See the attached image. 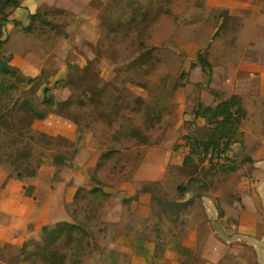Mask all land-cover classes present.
I'll list each match as a JSON object with an SVG mask.
<instances>
[{
	"label": "rangeland",
	"instance_id": "rangeland-1",
	"mask_svg": "<svg viewBox=\"0 0 264 264\" xmlns=\"http://www.w3.org/2000/svg\"><path fill=\"white\" fill-rule=\"evenodd\" d=\"M25 2L31 9L37 8V12L56 10L49 0H22V3ZM66 2V7H59V16L71 22L65 31L53 32L42 28L27 34L18 31L12 22L5 27L9 42L4 54L16 56L10 63L13 68H18L27 77L42 76L53 87L58 80H64V83L54 87L52 94L56 106L36 126L35 137L31 140L32 132L29 131L24 143L17 145L9 158L10 162H6L7 156H1L0 216L3 215V208L14 203L11 202L14 195L20 196L22 201L26 196L33 197L34 205L44 208L49 200V197H44L48 187L74 188L76 192L92 175L114 172L120 160L124 171L131 174V189H140L139 180L146 181L149 189L157 188V182L161 180L160 188L176 194L177 187L187 185L190 178L181 171L180 165H176L187 150L183 148L171 158L173 147L183 135L191 132L194 100L197 101V97L201 96L199 94H203L207 77L200 66L195 69L191 63L202 53L213 65H218V69L219 66H235L250 51L248 41L251 32L248 29L253 22H240L237 27V23L230 18L223 24L218 16L209 15L208 0H90L85 3V9H82L84 3L80 0ZM28 7L23 5L24 9L21 8L14 18H20L31 10ZM123 8L126 12L122 11ZM142 8L151 17L148 28L144 30L137 23H128ZM192 9H196L194 14ZM92 18L97 19L96 26L91 24ZM22 20L28 25L25 18ZM85 22L95 44L87 40L78 42L77 30ZM63 35L72 46L65 53L69 61L52 62L51 57L58 55L59 39H65ZM67 47H70L68 43ZM86 47L93 53H85ZM144 58L149 59L147 64L143 62ZM185 72L187 74L183 77ZM194 74L198 75L192 78ZM219 80L213 78V82ZM102 82L106 95L101 97L104 105L102 102L99 106L92 105L94 118L87 124L82 115L89 110L76 107L80 92ZM238 82L244 83L241 84L243 93L254 94L255 85L251 80L240 78ZM17 92L19 95L15 92L11 95L17 98L20 91ZM106 97L113 99L114 108L106 105ZM249 101L246 97L247 107ZM65 102H72V108L75 107L72 115L76 117L75 121L71 118L68 121L66 109L60 106ZM10 112L9 109L7 113ZM154 112L162 119L152 127L148 122ZM248 124L249 120L243 123V131L247 130ZM134 130L142 131L143 135L139 139L129 137L127 134ZM40 132L54 136L50 137L48 145L44 144ZM75 150L78 153L73 162L79 174L65 164L58 168L60 175L54 179L53 169L37 167L41 158L51 159L56 153L71 158ZM141 150L152 152L154 157L149 162L152 163L150 166L144 164ZM112 151L116 153L105 156ZM28 154H32L29 159L23 157ZM161 156L167 158V165L159 164L164 161ZM106 158L109 159L99 165ZM32 170H37V173L33 174ZM159 173L163 174L162 178L157 176L152 179ZM236 179L234 175L231 183ZM35 189L37 194L33 192ZM6 217L7 222L0 221V241H11L17 248L25 237L35 234V230L27 233L35 229V224L29 223L28 219ZM39 218V214H33L36 222ZM12 229H15L14 233Z\"/></svg>",
	"mask_w": 264,
	"mask_h": 264
},
{
	"label": "crops",
	"instance_id": "crops-1",
	"mask_svg": "<svg viewBox=\"0 0 264 264\" xmlns=\"http://www.w3.org/2000/svg\"><path fill=\"white\" fill-rule=\"evenodd\" d=\"M45 1L47 0H41ZM49 1L58 11L60 6L68 5L66 0ZM89 1L80 0L84 3L82 9L86 8L85 3ZM208 1L209 15L218 16L223 24L230 18L237 23V27L240 22H253V26L248 29L251 32L248 41L250 51L235 66H219L218 69V65H213L208 60L212 70H202L207 73L204 74L207 77L203 85L204 92L199 94L205 105H212L219 94L225 97L238 95L243 98L244 108L248 113L244 122L249 120V124L247 130L242 131L247 140L244 147L234 146L233 153L239 160H249L252 171L244 167L241 173L235 175L237 179L233 184L231 178L221 183L217 189L205 191L202 198L185 206V202L199 194L197 189L187 193L184 199L176 200L179 198L177 192L174 194L157 188V199L153 202V191L147 187L146 181H138L140 189L130 188L131 174L124 171V164L120 160L114 172L94 174L106 183L105 191L109 194L102 207H94L88 213L86 205L93 196L77 197L76 193L81 187L76 192L74 188L65 189V194L62 186H50L44 192V197H49L46 207L34 205L33 197L26 196L22 201L20 196L14 195L11 198L14 203L3 208L0 221L7 222L6 215L23 217L29 223L35 224V229L28 230L27 233L35 230V234L44 225H56L63 221L79 223L90 234V246L82 253V264H228L229 254L234 256L233 264H264V0ZM23 5L28 7L27 2ZM20 9L14 12L12 19H16L14 17ZM192 11L194 14L196 9ZM36 12L37 8L27 10L17 20L27 25L22 18L29 24L31 14ZM60 18L69 20L64 16ZM91 24L96 26L97 19L92 18ZM77 32L78 42L87 40L95 44L93 37L89 35V25L86 22ZM71 48L66 38L59 39L58 55L51 57L52 62L67 63L69 60L65 53ZM86 52L93 53L88 47L85 48ZM32 56L36 57L35 54ZM197 75L194 74L192 78ZM213 78L220 80L213 82ZM240 78L251 80L257 93H243L241 84L244 83L238 82ZM246 97L250 100L248 107L245 103ZM140 155L146 166L152 164L149 163L154 157L152 152L141 150ZM161 158L164 161L159 164L167 165V158ZM107 159L109 158L99 165L104 164ZM138 170L142 171L140 168ZM157 176L162 178L163 174H155L152 179ZM160 183L162 181L158 180L157 184ZM33 192L37 194L36 189ZM217 196L220 197L218 205L224 209L227 218L235 220L236 225L226 227L219 222L217 203L213 199ZM73 198L77 199V210L75 207L66 206ZM174 200L178 202L176 205L173 204ZM33 214L40 215L38 222L33 219ZM14 231L12 229L13 233ZM6 242L12 244L11 241Z\"/></svg>",
	"mask_w": 264,
	"mask_h": 264
},
{
	"label": "trees",
	"instance_id": "trees-1",
	"mask_svg": "<svg viewBox=\"0 0 264 264\" xmlns=\"http://www.w3.org/2000/svg\"><path fill=\"white\" fill-rule=\"evenodd\" d=\"M19 8H23L22 0H0V164L2 163L1 156L3 158L7 156L6 162H10L9 158L17 149V145L24 143L29 131L32 132L31 140L35 137L36 126L42 123L56 106V100L52 94L54 87L57 88L64 83V80H58L53 87L49 80L42 79V76L27 77L18 68H13L10 65L14 56L4 54L9 42V37L5 34V27L8 23L12 22L18 31L27 34L42 28H48L53 32L65 31L70 24L68 20L59 17L60 11L55 10L32 13L30 23L24 25L22 21L11 18ZM122 11L126 12L124 8ZM119 21L122 22L120 17ZM150 21L149 13L143 12L142 8L130 18L128 23H137L144 30L148 28ZM143 62L147 64L149 59L144 58ZM198 66L203 70H212L211 63L202 53L199 54L195 62L191 63V67ZM186 74L187 72L183 74V77ZM104 87L102 82L99 85L82 89L80 92L79 105L76 107L89 110L82 115V119L87 124L91 123L94 118L92 105L99 106L101 102L104 105V100L101 99L105 95ZM17 91H20V96L15 98L11 94L15 92L16 95H19ZM105 101L110 108L116 106L110 97H106ZM60 106L66 109L68 121L70 118L73 121L76 120V117L72 116L75 113L72 102L60 103ZM3 107H6L7 110ZM9 109L10 114L7 113ZM247 114L243 98L238 95L225 97L219 94L215 103L209 106L204 104L201 96L197 97V101L194 100V120L191 132L183 135L181 140L175 143L171 157L174 158L178 155L181 149H187L176 165H180L181 171L189 176L190 181L185 186L177 187L179 198L176 200L184 199L187 193L197 189L199 194L184 203L185 206H188L202 198L205 191L212 188L217 189L221 183L238 175L244 167H247L250 172L252 171L249 160H239L233 153L234 146L244 147L246 144L247 137L242 131V125ZM110 117L112 118V115ZM161 119V116H156L154 112L148 122L149 126H155V123L160 122ZM40 135L46 145H48L50 137H54L44 132H40ZM127 135L133 139H139L143 133L140 130H134ZM77 153L78 151L75 150L71 158H67L62 153L52 154L51 159L41 158L37 167L53 169L54 179L60 175L58 168L61 169L66 166L65 164H69L74 172L79 174L76 164L73 162ZM113 153L116 151L107 152L105 156L109 157ZM31 156L32 154H28L23 157L29 159ZM37 167L36 169H38ZM32 171L33 174L37 173V170ZM159 186L160 184L157 188H160ZM157 188L150 187L153 191V202L157 199L155 193ZM105 190L106 183L100 180L97 175H92L91 179L78 189L76 195L77 197L93 196V199L89 200L86 205V210L90 213L94 207H102L108 200L109 194ZM213 199L217 203L221 225L226 227L232 224L236 225L235 220L227 218L224 209L218 205L220 197L217 196ZM177 203L174 200L173 204ZM69 204L72 206L71 208L75 207L77 210L76 198L68 202L67 208L70 207ZM71 216L75 219L74 215ZM89 238V232L77 222L63 221L56 225H44L38 229L36 234L25 237L22 245L17 248L14 247V244L0 241V264H82V253L90 246ZM227 261L228 264H233L234 256L229 254Z\"/></svg>",
	"mask_w": 264,
	"mask_h": 264
}]
</instances>
